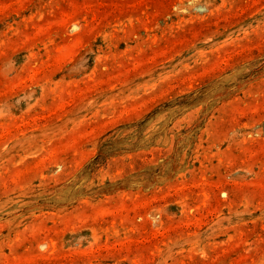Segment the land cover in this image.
Instances as JSON below:
<instances>
[{
	"label": "rangeland",
	"instance_id": "374dc122",
	"mask_svg": "<svg viewBox=\"0 0 264 264\" xmlns=\"http://www.w3.org/2000/svg\"><path fill=\"white\" fill-rule=\"evenodd\" d=\"M0 264H264V0H0Z\"/></svg>",
	"mask_w": 264,
	"mask_h": 264
}]
</instances>
